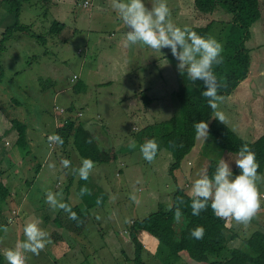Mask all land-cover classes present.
I'll list each match as a JSON object with an SVG mask.
<instances>
[{
	"label": "rangeland",
	"instance_id": "rangeland-1",
	"mask_svg": "<svg viewBox=\"0 0 264 264\" xmlns=\"http://www.w3.org/2000/svg\"><path fill=\"white\" fill-rule=\"evenodd\" d=\"M84 1L57 0L61 7L44 0L24 1L16 15L12 11L17 8L14 0H0V41L7 36L0 50L4 70L0 76V130L7 127L11 118L26 123V142L20 144V151L25 154L31 137L40 154L44 153L48 148L46 134L53 135L58 128L55 123L61 113L57 107L73 104L76 111L72 117L78 122L85 123L88 117L100 111L101 117L95 116L101 125L97 137L111 145L115 143L113 145L118 149L115 151L118 159L103 165L108 169L101 181L106 190L96 193V198L91 197L89 190L86 193L88 182L79 178L73 181L71 167L64 168L61 163L62 156L66 155L59 149L51 158L53 167L40 175L44 178V190L41 192L39 183H35L37 191L28 192L25 206L16 215L20 231L18 238H25L23 228L28 219L36 220L39 216L44 224L47 223L41 228L50 233L52 242L39 255L27 254L31 264H141L129 233L132 221L172 208L174 193L179 187L190 192L193 182L190 172L194 170L191 167L201 164L202 153H211L216 159L221 148L209 136L206 139L197 137V143L184 158L182 168L175 172V176L170 173L173 157L168 149L161 147L159 139L164 130L162 122L183 112L181 99L174 92L178 86L172 85L174 82L165 83L164 87L161 85L146 47L121 45L118 38L121 34L126 37L128 29L125 25L118 27L120 18L111 4L103 9L98 6L100 1L93 8L92 4L85 6ZM144 2L148 7L152 6V0ZM166 3L171 20L179 21L177 25L181 27H204L215 19L209 34L203 36L215 37L223 50L229 37H242L240 29H233L228 22L232 19L230 12L221 7L211 16V13L198 11L189 2L185 8L179 6L178 0H166ZM260 7L262 16L252 25L246 41L251 54L250 73L230 95L223 96L224 100L217 109L225 114L230 127L247 140H255L264 134V0H260ZM51 18L67 26L63 31L62 28L50 31L54 26ZM17 21L27 28L24 31L17 29ZM8 27L11 29L6 33ZM65 35H69L68 40H63ZM164 51L170 53L171 58L167 60L178 62L170 49L164 48ZM111 53L113 59H110ZM124 63L125 70L122 68ZM171 70L165 74L173 77ZM76 74L80 77L74 81ZM175 80L177 84V78ZM147 98H151L150 103ZM80 108H84V116H78ZM141 109L146 110L141 112ZM147 125H154V129L146 130ZM151 138L158 142L159 149L155 159L148 162L140 152V145ZM133 141L136 147L130 148ZM53 147L56 149V143ZM70 152L71 149L67 155L74 156V152ZM221 157L231 163L234 175L239 173L234 162L237 153L225 151ZM19 169L24 172L23 179L31 180L35 176V169H32V175L30 168ZM93 175L98 176L94 171ZM258 175L264 177V173ZM19 186L28 191L25 183L21 182ZM258 187L261 208L251 222L244 226L228 220V225L242 235L258 227L264 230V181L259 182ZM48 192L56 194L66 208L72 210L79 206V244L68 226L74 224L71 210L68 219L62 220V214L59 216L61 207L53 209L46 202ZM132 194L136 196L135 202L130 199ZM13 219V215L8 217L9 222ZM4 225L8 226L5 221ZM139 238L144 244L141 261L144 264H165L162 255L166 256V253H162L168 252L167 247L148 232L140 233ZM234 241L233 244L240 245L242 239Z\"/></svg>",
	"mask_w": 264,
	"mask_h": 264
},
{
	"label": "trees",
	"instance_id": "trees-1",
	"mask_svg": "<svg viewBox=\"0 0 264 264\" xmlns=\"http://www.w3.org/2000/svg\"><path fill=\"white\" fill-rule=\"evenodd\" d=\"M17 8H13L14 14L19 13V6L24 1L14 0ZM46 3L50 0H44ZM198 10L205 13H212L218 7L230 12L232 19L229 22L233 29L236 27L241 31V38L236 39L231 36L226 40V49L221 53L222 62L213 65V71L220 85L219 94L223 96L230 95L239 83L245 79L251 70V54L246 41L250 36L252 25L261 18L262 10L260 0H194ZM212 20L204 27H198L194 30L199 35L209 34L212 29ZM17 29L25 30L27 27L15 23ZM55 30L58 31L64 24L55 22ZM58 30H57V29ZM11 27L5 29L7 33ZM232 29V30H233ZM54 30V31H55ZM4 36L0 41V50L4 45ZM4 74L3 65L0 62V76ZM178 90V91H177ZM175 93L180 97L183 112L162 122L164 130L160 134L159 141L162 148L171 152L173 161L169 171L175 176V172L180 170L184 158L192 151L197 143L196 129L194 122L201 120L208 123V136L217 144L221 150L216 154L218 159L212 157L211 153H202L203 157L210 160L208 174L211 176L217 166V163L225 151L237 153L239 147L247 142L256 153V159L259 163L258 173H264V135L256 140H247L227 123H221L214 118L215 112L209 106L208 98L201 93L204 91L202 81H191L184 75V79L179 89ZM150 102V98H147ZM73 109H68L72 114ZM12 127L19 132L18 145H24L28 126L26 123L11 118ZM146 130H153L154 125L146 126ZM144 128V129H145ZM63 139V145L73 144L84 158H90L94 162L112 161L117 159V154L104 150L97 142L94 135L85 127L84 123L78 122L74 117L68 116L57 128L56 133ZM141 137L142 134H139ZM91 139V142L89 140ZM59 145V144H57ZM112 154V155H111ZM3 167L0 162V176L3 175ZM2 177H0V180ZM178 179V177H177ZM178 181V180H177ZM10 189L0 181V200H7L10 196ZM181 198L183 203H181ZM191 199L185 188L179 187L174 193V203L172 210H158L148 216L132 221L129 228L132 243L135 245L136 257L141 261L143 256L144 244L140 240V233L148 232L155 235L163 243L168 252L166 253L165 264H177L182 262L185 257L187 264H264V230L259 228L252 230L247 234H241L234 227L228 225V220L218 218L209 207L201 211L198 216L192 215ZM179 206L182 211L180 223L174 221V211ZM79 206H74L71 210V217L76 225L81 223L79 217ZM197 226H203L204 235L202 239H195L191 231ZM242 238L239 246L232 245V242Z\"/></svg>",
	"mask_w": 264,
	"mask_h": 264
},
{
	"label": "clouds",
	"instance_id": "clouds-1",
	"mask_svg": "<svg viewBox=\"0 0 264 264\" xmlns=\"http://www.w3.org/2000/svg\"><path fill=\"white\" fill-rule=\"evenodd\" d=\"M111 6L128 29L125 47L141 44L158 52L164 48L170 49L172 56L178 61V71L182 75L186 74L193 82H203L204 91L201 94L208 98L209 106L215 112L214 118L225 124V114L217 110L224 97L219 94L220 85L213 71V65L222 62V44L215 37L199 35L187 25L181 27L175 24L170 18L171 12L166 0H152L151 7L146 6L144 0H112ZM194 128L198 137L207 138L206 121L194 122ZM48 141L52 147L53 143L63 144L59 134L49 135ZM129 147L135 148V142H130ZM158 149V142L154 138L147 139L140 145V152L148 162L155 159ZM234 162L240 169L235 175L231 163L223 157L219 159L211 176L207 170L197 174L189 192L192 215L198 216L209 207L210 202L211 209L218 218L233 220L238 225L247 226L256 216L262 202L258 184L264 181V177L258 175L259 163L249 143L245 142L239 147ZM61 163L64 168L71 166L68 159H63ZM94 166L93 160L84 158L76 172L81 179L87 180ZM130 199L135 202L136 196L132 194ZM46 202L53 209L63 207L57 195L52 192L46 194ZM180 202L183 203L182 198ZM169 210H172L171 207ZM173 218L176 223L181 222L182 211L179 206L176 207ZM3 231L7 232V227ZM204 231L203 226H197L191 231V235L195 239H202ZM23 234V240H17L4 252L7 264H27L28 253L39 255L52 242L50 233L40 227L38 220L26 223Z\"/></svg>",
	"mask_w": 264,
	"mask_h": 264
},
{
	"label": "crops",
	"instance_id": "crops-1",
	"mask_svg": "<svg viewBox=\"0 0 264 264\" xmlns=\"http://www.w3.org/2000/svg\"><path fill=\"white\" fill-rule=\"evenodd\" d=\"M100 1H101V3H98ZM51 2L56 3V5H60V3L57 2V0H50L48 3H51ZM178 2H179V6L181 5L183 8H185L187 6V2L192 3L193 7H195L197 9L194 0H178ZM97 3H98L99 7L101 6V8L107 9V5L112 4V0H93V3L91 1L92 5L91 4L90 5L93 6V8H94ZM48 5H51V4H48ZM91 6H90V8H91ZM60 7H61V5H60ZM198 11H200V10H198ZM203 13H205V12H203ZM199 15H202V14H199ZM197 16H198V14H196V17ZM211 16H213L212 13H211ZM94 17H95V13L92 15V18H94ZM51 20L53 21V24H55V22H59L53 18H51ZM212 20H214V19H212ZM172 21L175 24H177L179 22V21H176L175 19H173ZM60 23H63V22H60ZM118 23H119L118 27L119 26L124 27V23L121 19L118 20ZM63 24L65 26L60 27V28H62V31L67 26L65 23H63ZM52 30L54 32L55 26H53L50 31H52ZM65 36L66 37L63 40H68L69 35H65ZM125 39H126V37H123V35L121 34V36L118 38L121 45L124 43ZM136 47H146L149 50V55L151 58V64H153L155 69H157L159 80L161 81V85H163V87L165 86V83L174 82V84H172V85L178 86L177 89H179V87L182 84V80H183L184 75H182L181 73L180 74L178 73L179 72L177 69L178 62H172V61L167 60V59L171 58L169 56L170 53H166L164 51V49H161V51L158 52V51H155V50H153L147 46L141 45V44H137ZM150 52L151 53L156 52V54L153 55V54H150ZM111 55L112 56H110L111 57L110 59H113V54L111 53ZM122 55H123V52H122ZM122 68L124 70L126 69V63L123 64ZM169 69H173V70H171L174 72L173 77H171L169 73L165 74V72L169 71ZM174 70H176V72ZM75 76H77L76 80L80 77V75H77V74ZM175 78H177V84L175 82L176 81ZM141 87H144V86H141ZM150 87L152 88V85ZM134 98L136 99L137 97L135 96ZM150 100H151V98H150ZM65 106H66L65 108H68V109L72 108L73 109V111H71L72 114L71 113L58 114L57 119H56V123H55L56 128H57V126L59 127V125L62 123V121L65 119V117L72 116L73 113L76 111V106L73 104L65 105ZM141 110H142L141 112H143V110L145 111L146 109H141ZM100 113L101 112L98 111L97 115H94V116L91 115L90 117L87 118L86 122L85 123L83 122V123H84L85 127L97 139V142L98 143L101 142L104 144L102 146L99 143L104 150H107L112 154H113V152H114V154H116L115 151L117 148H116V145H113L115 143H113L112 144L113 146H112L111 144L106 142V140L104 141L100 138L98 139V137H97L100 134L101 125L98 124L95 116L101 117ZM84 115H85L84 108H80L78 116H84ZM58 119H61V120L58 121ZM5 129H8L7 134L5 133ZM51 133H53V132H51ZM48 135H49V133L46 134L47 137H48ZM261 136H259V137H261ZM18 138H19V132L16 128L12 127L11 121L8 122L7 127H5L3 130H0V162L3 164L2 167L4 170L3 175L0 176V177H2L1 178L2 180H0V181H2L10 189V195H9L10 197L7 200H0V264H7V261L4 257V252L9 247H12L17 240H21L18 238L20 231H19V223H16V215L20 214L23 207L25 206L27 199L29 198L28 192L29 191L31 192L33 190L37 191V188H34L35 183H39V187H40L39 190L41 192L44 190V187H43L44 178H42V176L40 178V175H42V173L47 168L53 167V166H50L51 162H52L51 158L53 157V155H57V151L60 149L64 152V155H66L65 157L62 156V159H68L71 161L70 167H71V175H72L73 181L76 178L81 179L79 177L78 173L76 172V169L79 168L81 161L84 159V157H82L80 155L79 151L73 146V144H68L67 146H64L63 144L62 145L56 144L57 147L55 149L54 147H52L50 145L48 138H47L48 148L45 149L44 153L40 154L38 148H36V144L34 143V140L31 137H29L30 144L28 146L26 145L28 147V150L25 152V154H23V152L20 151V147H19L20 145H18V143H17ZM258 138H256V139H258ZM32 146H33V148H32ZM67 149L68 150L71 149L72 152H70V153L74 152V156L67 155V153H68ZM36 151L39 153H37ZM117 159H115V160H117ZM207 159H208V157L206 158V157H203L201 155V161H200L201 164L199 166L191 167L194 169L190 172L191 176L193 177V179L191 181H193L194 179L197 178L198 173H200L204 170L208 171L209 163H208ZM115 160H112V161H115ZM112 161L94 162L95 166H94L92 172L90 173L91 175H89L88 179L85 180L86 182H88L87 186L89 187L86 189V193L88 194L89 192H87V191L89 190L92 193V194H90V195H92L91 196L92 198H96L95 197L96 193H98V192L101 193L102 191L106 190V188L101 183V181L104 178V173L107 172L108 169H106V166H103V165H105L107 162H112ZM209 162H210V160H209ZM122 163H124V162H122ZM189 163H191V161H189ZM101 166H103V168ZM182 166H181V168H182ZM20 167L30 168L29 173L31 175H32V169H35V176L31 180L21 178L22 176L24 177V172H23V170L21 171L19 169ZM98 169H100V170H98ZM93 171L95 174H98V176L93 175ZM19 178H21V181H19ZM81 180H84V179H81ZM191 181L188 182V185L191 184ZM21 182H23L27 185L28 191H27L26 187L19 186V184ZM108 189L110 190V188H108ZM104 199L108 200V198H105V197H104ZM14 200H16L17 202H15L12 206V203ZM99 208H101V207H99ZM66 210H68V211L66 212ZM70 210L71 209L66 208V205L63 204V207H61L60 212H59V216L61 214L63 216L62 220H64V218L68 219L67 215L69 214ZM13 211H16V212H13ZM10 215L14 216V219L12 222H9V220H8V217ZM36 218H37L36 220H38L40 222V227H42V225L47 224V223L44 224V222L42 221L41 218H39V216ZM56 218H58V217H56ZM4 221L8 224V226L4 225ZM30 221H32V218L28 219V222H30ZM68 226H70L69 228L73 231V233L76 237L77 244H79V241H81V239H80L81 236L79 235V227L80 226L76 225L75 223L68 225ZM4 227H7V229H8L7 232L3 231ZM14 235H15V237H14ZM237 239H242V238L237 237ZM233 242H235V241H233ZM233 242H232V245H234V246L238 245L239 246V244H233ZM128 243H131V242L128 241ZM241 243H242V241H241ZM77 252L82 253L80 250H78ZM27 256H28L27 264H31L32 262H31L30 256L29 255H27ZM182 262L185 263V257H183Z\"/></svg>",
	"mask_w": 264,
	"mask_h": 264
},
{
	"label": "built area",
	"instance_id": "built-area-1",
	"mask_svg": "<svg viewBox=\"0 0 264 264\" xmlns=\"http://www.w3.org/2000/svg\"><path fill=\"white\" fill-rule=\"evenodd\" d=\"M90 4H91V0H85V1H84V5H85V6H88V5H90ZM76 77H77V76H74L73 80H75ZM66 109H67V108H66ZM66 109H65L64 107H59V109H58V107H57V110L60 111V113H63V114H64V113H67L68 110H66ZM80 114H81V113H80Z\"/></svg>",
	"mask_w": 264,
	"mask_h": 264
}]
</instances>
